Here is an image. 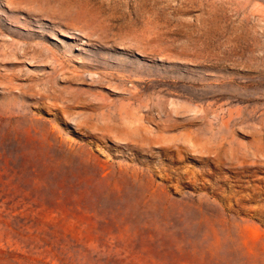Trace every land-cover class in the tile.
Returning a JSON list of instances; mask_svg holds the SVG:
<instances>
[{
	"label": "rangeland",
	"instance_id": "374dc122",
	"mask_svg": "<svg viewBox=\"0 0 264 264\" xmlns=\"http://www.w3.org/2000/svg\"><path fill=\"white\" fill-rule=\"evenodd\" d=\"M0 264H264V0H0Z\"/></svg>",
	"mask_w": 264,
	"mask_h": 264
},
{
	"label": "bare ground",
	"instance_id": "6f19581e",
	"mask_svg": "<svg viewBox=\"0 0 264 264\" xmlns=\"http://www.w3.org/2000/svg\"><path fill=\"white\" fill-rule=\"evenodd\" d=\"M139 120L136 117H133L131 121L127 122L126 130L127 132L131 133L132 135H136L139 128ZM141 129V128H140ZM199 138V137H198ZM197 138V139H198ZM187 141V140H186ZM220 144V143H219ZM217 146V145H216ZM220 148V145H218ZM222 147V146H221ZM180 148V146H179ZM193 149V148H192ZM187 150V149H186ZM211 150V149H210ZM222 150V149H221ZM181 151V150H180ZM184 152V151H183ZM180 153V152H179ZM185 153V152H184ZM207 154V153H206ZM203 156V155H202ZM207 156V155H206ZM214 156V155H213ZM222 157V156H221ZM202 158V157H201ZM215 159V158H214ZM209 161V160H208ZM217 161V160H216Z\"/></svg>",
	"mask_w": 264,
	"mask_h": 264
}]
</instances>
